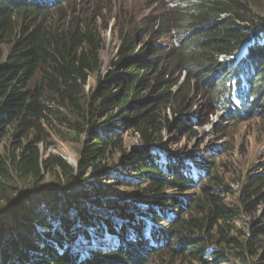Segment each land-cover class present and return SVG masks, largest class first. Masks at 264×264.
Listing matches in <instances>:
<instances>
[{
    "label": "trees",
    "instance_id": "obj_1",
    "mask_svg": "<svg viewBox=\"0 0 264 264\" xmlns=\"http://www.w3.org/2000/svg\"><path fill=\"white\" fill-rule=\"evenodd\" d=\"M65 1L0 0V137L9 140L0 151V215H10L0 218V264H264V215L255 220L264 208V173L243 183L233 203L235 190L214 163H199L203 173L195 179L194 154L152 148L171 126L169 114L189 132L206 123L202 113L189 114L193 89L206 94L208 116L224 111L241 122L260 109L264 117V4L158 0L166 12L161 28L149 31L173 38L169 50L121 31L117 59L102 74L103 16L69 15L76 0ZM96 73L90 105L86 87ZM100 112L106 130L93 128ZM54 118L79 136L77 166L46 154L49 138L64 133ZM124 128L141 140L132 154ZM113 168L134 173L125 178L130 190L115 200L81 202L94 183L86 172L104 176ZM48 174L80 190L60 204L58 192H44ZM205 178L196 195H184ZM168 188L181 197L164 195ZM243 213L254 221L246 231L237 223Z\"/></svg>",
    "mask_w": 264,
    "mask_h": 264
},
{
    "label": "rangeland",
    "instance_id": "obj_2",
    "mask_svg": "<svg viewBox=\"0 0 264 264\" xmlns=\"http://www.w3.org/2000/svg\"><path fill=\"white\" fill-rule=\"evenodd\" d=\"M67 1L63 2L61 5L66 4ZM166 1L169 3L172 0ZM256 1L260 5L264 4V0ZM165 7L166 5L158 2V0H76V3H71L69 15L79 14V17L86 18L93 13L99 12L103 16V21H100V25H102L101 32L104 37V45L100 52L102 64L99 71V73L103 74L111 69L112 61L117 59V51L121 44V31L133 34L142 45L149 41L151 45H153V43L162 44L166 46V50H169L173 38L171 39V37L167 36L159 38L160 33L154 35V33L151 32L152 30L149 31L151 27L155 28L154 32L161 28H158V25L160 24L161 18L165 15ZM55 9L54 7L51 8L52 12H54ZM4 51L8 53L9 47L5 46ZM184 76L185 73H183L182 77H180V81L173 87L174 90H176L177 86L183 81ZM97 86L98 76L96 73L90 77L88 86L86 87V92L88 93L86 100L90 101V105L92 103V100H90L91 95ZM193 93L194 98L190 104L191 110L189 114L195 112L202 113L201 117L206 123L202 126L194 127V130L189 132L186 129H178L175 124L178 123L176 116H171V114H169L171 126H168L161 133L162 140L160 145L152 148L157 149L156 151L162 152L163 154L169 152L173 156H176L177 152L182 156L194 154V159L196 161H193L195 165L192 167L193 172H191V174L195 179H197V174L200 172L203 173V170L199 171L198 169L199 163H214L217 167V173L223 176L225 178V183L235 190V195L229 197V201L238 203L236 194L241 190L242 184L247 182L251 177L264 173V117L261 116L262 110L258 109L255 114L249 115L241 122H236L231 118L229 119L224 111H216L214 114L208 116L211 108L208 105L206 94H203L201 91H194V89ZM99 100L100 99H97V105L100 104ZM85 105L87 106L86 103ZM86 106L83 105L85 108ZM111 108L112 106H110L108 110H111ZM64 114L71 120H77V117L70 115L67 110L64 111ZM103 117L104 114L102 113L97 115V125L93 128L96 130H106L107 127L98 125L102 122L101 120ZM179 122L181 125L183 124L182 121ZM53 123L59 125L64 133L61 136L53 134L49 138L51 144L46 154L51 152L58 156H62L71 166H77L80 161V149L82 147L79 136H77V134H72V131L59 124L57 118H54ZM122 132L127 154L138 151L141 144L139 136L135 135L133 131L127 128H124ZM8 141V136L0 137V151L3 150ZM112 152L114 153V163L117 166L122 165L123 162L120 160V153L116 152L114 148H112L111 154ZM71 157L74 158V163L70 162ZM107 172H110V174L104 176L93 171L86 172L85 181H92L94 183H91L93 187L88 193V198L79 197V199H83L81 202L91 204L93 201L90 199L94 197L115 200L117 197L122 196L126 191L130 190L125 178H127L128 175L133 176L134 173L125 170L118 172L116 168ZM206 178L197 183L195 188L189 191V193H184V195H196L200 190L202 182H204ZM53 180L55 179L48 174L44 192L49 190L58 192L61 198H63V201L59 200L60 204H64L66 201L65 197L68 195L71 196L74 192L80 190L79 183L74 182L67 186L63 185L60 180ZM31 194L42 199V201L46 199L40 192ZM164 195L181 197L182 193L177 188H168L164 191ZM40 205L41 208H45L46 206L45 203H40ZM71 213V216H75L76 211ZM56 214H61L59 205L56 207ZM4 215L5 214L0 215L2 221H5V217L10 216ZM262 215H264L263 207L258 211L255 220L261 219ZM44 217L46 220H50L48 214ZM149 220L148 218L146 219V228L151 227L153 224ZM252 221L251 216L243 213L237 223L246 231L247 228H249L247 225L250 223L252 224ZM164 224H167V222L164 221ZM38 228L41 227L38 226ZM23 232L24 231L21 230V233ZM100 238H102V236ZM96 242L98 241L96 240ZM110 242L114 244V242ZM76 243L77 240L74 245H76ZM77 244L81 245V242L78 241ZM179 264L189 263L181 262ZM193 264L198 263L194 262Z\"/></svg>",
    "mask_w": 264,
    "mask_h": 264
},
{
    "label": "bare ground",
    "instance_id": "obj_3",
    "mask_svg": "<svg viewBox=\"0 0 264 264\" xmlns=\"http://www.w3.org/2000/svg\"><path fill=\"white\" fill-rule=\"evenodd\" d=\"M74 161H75V160H74V158H73V157H71V161H70V162H71V163H74Z\"/></svg>",
    "mask_w": 264,
    "mask_h": 264
},
{
    "label": "clouds",
    "instance_id": "obj_4",
    "mask_svg": "<svg viewBox=\"0 0 264 264\" xmlns=\"http://www.w3.org/2000/svg\"><path fill=\"white\" fill-rule=\"evenodd\" d=\"M238 55H241V53L238 52V53H237V56H238ZM229 61H231V59H229Z\"/></svg>",
    "mask_w": 264,
    "mask_h": 264
}]
</instances>
